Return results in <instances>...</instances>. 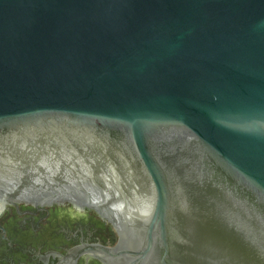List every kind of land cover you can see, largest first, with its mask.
Instances as JSON below:
<instances>
[{"label": "water", "instance_id": "water-1", "mask_svg": "<svg viewBox=\"0 0 264 264\" xmlns=\"http://www.w3.org/2000/svg\"><path fill=\"white\" fill-rule=\"evenodd\" d=\"M69 202L103 264H264V0H0V215Z\"/></svg>", "mask_w": 264, "mask_h": 264}, {"label": "flooded vegetation", "instance_id": "flooded-vegetation-1", "mask_svg": "<svg viewBox=\"0 0 264 264\" xmlns=\"http://www.w3.org/2000/svg\"><path fill=\"white\" fill-rule=\"evenodd\" d=\"M116 241L107 220L69 202H18L0 215V264H103L94 245Z\"/></svg>", "mask_w": 264, "mask_h": 264}]
</instances>
